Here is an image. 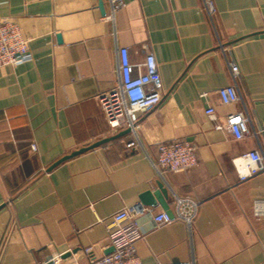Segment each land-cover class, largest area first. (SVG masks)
I'll return each mask as SVG.
<instances>
[{
    "label": "crops",
    "instance_id": "1",
    "mask_svg": "<svg viewBox=\"0 0 264 264\" xmlns=\"http://www.w3.org/2000/svg\"><path fill=\"white\" fill-rule=\"evenodd\" d=\"M210 1L211 13L203 0H124L111 20L110 0H0L32 57L0 68V264H89L84 249L111 253V215L137 203L142 264H264V172L239 178L242 155L264 158V0ZM119 47L134 64L152 53L159 74L137 148L98 100L117 83ZM228 84L240 98L223 105L217 89ZM231 112L248 118L240 139L225 126ZM175 139L195 145L196 164L160 177L150 159ZM157 181L167 209L147 203ZM175 197L198 202L192 221L155 226Z\"/></svg>",
    "mask_w": 264,
    "mask_h": 264
},
{
    "label": "built area",
    "instance_id": "2",
    "mask_svg": "<svg viewBox=\"0 0 264 264\" xmlns=\"http://www.w3.org/2000/svg\"><path fill=\"white\" fill-rule=\"evenodd\" d=\"M208 13L213 11L210 0H203ZM124 6V0H110V14H114ZM28 39L23 35L18 22L14 19L0 17V68L15 67L31 60ZM232 77L238 74V67L234 62H228ZM117 83L99 93L98 100L109 127L113 130L126 128L130 139L126 141L127 148L141 147L137 129L140 113L154 108L160 101L161 95L157 89L159 74L156 61L152 53H148L142 63L134 64L130 61L127 48L117 49ZM220 103L230 105L240 98L235 86L228 84L217 89ZM214 107L209 105L205 113L214 118ZM247 121L240 112H231L226 116V128L235 138H242L247 132ZM35 150V145H31ZM157 154L150 164L156 174L163 177L165 172H180L196 164L197 154L195 145L187 139H175L159 142L156 145ZM243 171L241 181L264 172V158L256 151H249L242 155ZM197 201L175 197V211L170 216L166 212L153 215L154 225L170 223L180 219L189 224L195 216ZM146 209L137 203L122 208L111 215L109 239L113 251L99 257L92 255L91 248H85L84 253L90 256L89 264H142L135 254L134 243L140 237L138 227L133 216ZM58 258H50L44 264H58Z\"/></svg>",
    "mask_w": 264,
    "mask_h": 264
},
{
    "label": "water",
    "instance_id": "3",
    "mask_svg": "<svg viewBox=\"0 0 264 264\" xmlns=\"http://www.w3.org/2000/svg\"><path fill=\"white\" fill-rule=\"evenodd\" d=\"M99 7L102 9V3H101V0H99ZM103 141L105 140H102V141H98L97 143H94L93 145H91L90 147L92 146H95V145H98L99 143H102ZM85 149H80L78 151H75L74 153H71V155H74L78 152H81ZM67 158V156L65 157H62L61 159H59L58 161H56L55 163H53V165L51 167H53L54 165H56L58 162L62 161L63 159ZM152 195L153 197L150 198L147 203L150 204V205H154L155 202H158L164 209H167V202H166V199H167V189L164 187L163 183L161 181H157L156 182V189L152 192ZM146 196H149V193H146L143 197L146 198ZM150 197V196H149ZM146 200V199H145ZM167 214H169L171 216L170 213L166 212Z\"/></svg>",
    "mask_w": 264,
    "mask_h": 264
}]
</instances>
